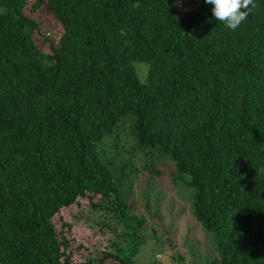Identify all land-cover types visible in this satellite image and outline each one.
<instances>
[{"label":"trees","instance_id":"16d2710c","mask_svg":"<svg viewBox=\"0 0 264 264\" xmlns=\"http://www.w3.org/2000/svg\"><path fill=\"white\" fill-rule=\"evenodd\" d=\"M178 1L34 0L61 28L51 41L27 0H0V264H155L134 258L144 220L114 130L129 115L139 151L192 190L215 251L196 264H264V0ZM85 197L122 229L98 258L53 221Z\"/></svg>","mask_w":264,"mask_h":264},{"label":"rangeland","instance_id":"374dc122","mask_svg":"<svg viewBox=\"0 0 264 264\" xmlns=\"http://www.w3.org/2000/svg\"><path fill=\"white\" fill-rule=\"evenodd\" d=\"M33 2L34 0H27L28 11L39 21L40 32L54 41L61 33L57 20L44 7L31 11L30 6ZM178 2L185 11L188 10L189 0ZM36 38L39 37L36 35ZM38 44L44 47L47 42L43 43L40 38ZM143 64L147 65L143 62H134L140 79L143 78L141 72L146 71V67L141 66ZM131 122L132 117L125 116L114 130L122 124L115 142L122 153L126 154L129 151L126 160L129 158L135 167L129 178L130 182H127L124 190L125 199L131 206L130 215L144 220L140 230L146 234V237L134 256L135 260L155 264H196L212 259L215 256L213 237L202 230L192 214L189 199L192 190L185 189L184 179L174 178L175 168L170 160L145 150L139 151L141 148L138 147L135 136L131 132ZM110 134H106L101 143L104 156L107 158L111 157V153L108 152L105 144L113 143ZM120 158L125 159L124 156ZM143 164L154 167L145 168ZM95 200L97 197L80 198L77 203L61 209L54 216L53 221L58 230L64 231L72 242V246H79V250L84 252L88 248L91 250L92 257L98 258L104 251L111 248L112 240L122 229L115 219L110 218V214L91 207V202ZM152 213H155L164 226L171 231L170 244L158 242L155 238V236L160 237L158 232L157 235H153L155 218Z\"/></svg>","mask_w":264,"mask_h":264}]
</instances>
